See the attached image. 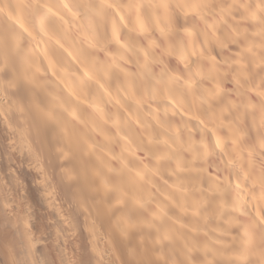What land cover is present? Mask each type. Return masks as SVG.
<instances>
[{
    "label": "clouds",
    "instance_id": "obj_1",
    "mask_svg": "<svg viewBox=\"0 0 264 264\" xmlns=\"http://www.w3.org/2000/svg\"><path fill=\"white\" fill-rule=\"evenodd\" d=\"M0 264H264V0H0Z\"/></svg>",
    "mask_w": 264,
    "mask_h": 264
}]
</instances>
